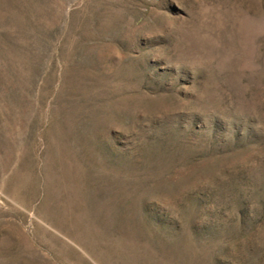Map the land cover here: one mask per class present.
Wrapping results in <instances>:
<instances>
[{
  "label": "rangeland",
  "instance_id": "rangeland-1",
  "mask_svg": "<svg viewBox=\"0 0 264 264\" xmlns=\"http://www.w3.org/2000/svg\"><path fill=\"white\" fill-rule=\"evenodd\" d=\"M0 264H264V0H0Z\"/></svg>",
  "mask_w": 264,
  "mask_h": 264
}]
</instances>
